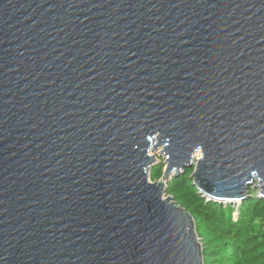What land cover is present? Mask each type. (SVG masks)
I'll return each instance as SVG.
<instances>
[{
    "label": "water",
    "instance_id": "95a60500",
    "mask_svg": "<svg viewBox=\"0 0 264 264\" xmlns=\"http://www.w3.org/2000/svg\"><path fill=\"white\" fill-rule=\"evenodd\" d=\"M190 168L264 197V0H0V264H205Z\"/></svg>",
    "mask_w": 264,
    "mask_h": 264
},
{
    "label": "trees",
    "instance_id": "16d2710c",
    "mask_svg": "<svg viewBox=\"0 0 264 264\" xmlns=\"http://www.w3.org/2000/svg\"><path fill=\"white\" fill-rule=\"evenodd\" d=\"M163 171L164 164H156L151 180L160 179ZM192 172L173 177L166 195L193 215L205 264H264V197L250 188L240 204L209 200L193 183Z\"/></svg>",
    "mask_w": 264,
    "mask_h": 264
},
{
    "label": "rangeland",
    "instance_id": "374dc122",
    "mask_svg": "<svg viewBox=\"0 0 264 264\" xmlns=\"http://www.w3.org/2000/svg\"><path fill=\"white\" fill-rule=\"evenodd\" d=\"M157 158H158V162H157V164L163 163V164H164V169H165V167H166L165 158H164L162 155H160V151H159V150H158V152H157ZM195 159L197 160V157H196ZM155 166H156V165H155ZM250 188H252L253 190H257L258 193H259V189H258L257 187L250 186V187H249V191H250ZM259 195H260V193H259ZM224 203H225V202H224ZM240 203H241V202H235V204H240ZM237 216H238V210H236V211L234 212V217L237 218Z\"/></svg>",
    "mask_w": 264,
    "mask_h": 264
},
{
    "label": "bare ground",
    "instance_id": "6f19581e",
    "mask_svg": "<svg viewBox=\"0 0 264 264\" xmlns=\"http://www.w3.org/2000/svg\"><path fill=\"white\" fill-rule=\"evenodd\" d=\"M196 157H197V158L201 157V151H198V152L196 153Z\"/></svg>",
    "mask_w": 264,
    "mask_h": 264
}]
</instances>
